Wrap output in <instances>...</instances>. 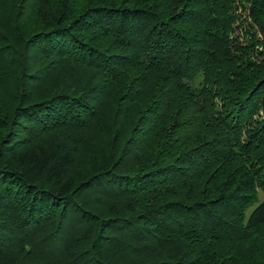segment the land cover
<instances>
[{
    "label": "trees",
    "instance_id": "1",
    "mask_svg": "<svg viewBox=\"0 0 264 264\" xmlns=\"http://www.w3.org/2000/svg\"><path fill=\"white\" fill-rule=\"evenodd\" d=\"M0 264H264V0H0Z\"/></svg>",
    "mask_w": 264,
    "mask_h": 264
},
{
    "label": "rangeland",
    "instance_id": "2",
    "mask_svg": "<svg viewBox=\"0 0 264 264\" xmlns=\"http://www.w3.org/2000/svg\"><path fill=\"white\" fill-rule=\"evenodd\" d=\"M240 32H241V30H240Z\"/></svg>",
    "mask_w": 264,
    "mask_h": 264
}]
</instances>
